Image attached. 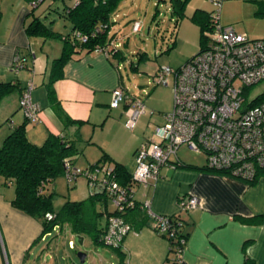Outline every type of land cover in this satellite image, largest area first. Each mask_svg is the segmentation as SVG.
I'll list each match as a JSON object with an SVG mask.
<instances>
[{
  "label": "crops",
  "instance_id": "0c3cea01",
  "mask_svg": "<svg viewBox=\"0 0 264 264\" xmlns=\"http://www.w3.org/2000/svg\"><path fill=\"white\" fill-rule=\"evenodd\" d=\"M53 2L51 0V4ZM56 2L60 3L55 10L59 16L63 9L74 6V0ZM125 5H129L128 0H123L110 18V33L115 34L114 37L110 35V41L116 47L120 40L116 34L121 28L118 21H138L127 17L130 11H121V6ZM197 9H192V14ZM29 13L30 6L25 0H0V83L12 86L0 98V146L11 132L10 126L2 125L12 120L17 127L25 121L18 103L26 82L32 81V99L40 105L41 112L38 123H27L25 126L28 141L40 146L49 134L65 135L70 140L79 138L82 142L77 148L85 160L77 166L79 162L75 159V167L85 169L95 164L102 154H107L109 159L105 163L108 166L114 167V163H119L132 177L136 167V150L143 142L157 139L153 133L149 135L143 131L140 120L143 116L151 118L155 115L154 111L152 114L146 111L139 117L133 129L136 134L126 140L117 136L118 132L126 130L125 106L111 109L109 104L113 89L120 85L127 89L121 73L125 58H121L122 54L116 57L91 52L71 59L63 66L61 77L53 83L55 102L64 116L82 122L65 126L50 105L47 93L51 64L60 56L62 42L28 37L24 27L31 19ZM33 16L40 15L33 13ZM71 31L72 26L67 34ZM238 33L248 37L249 34L260 36L252 39H264V30L255 27ZM16 56L25 59L24 68L18 73L11 70ZM162 66L166 65L148 67V76L152 78ZM147 127L151 128L152 124ZM197 167L200 169L162 167L158 178L146 185L135 184L132 180L127 185L135 188L134 199L138 203H150L153 214L177 215L183 220L187 234L183 252L185 264H245L246 261L264 264V219H259L264 216L262 173H258L255 184L251 185L227 174L210 171L205 165ZM77 183L86 186V190L72 193L68 197L70 201L84 200L90 194L85 180H78ZM181 197H195L200 205L195 210L180 211L178 200ZM13 198V185H3L0 180V264H31L41 243L43 227L38 220L16 210L11 205ZM102 207L100 205L99 209L103 210ZM105 211H114L108 199ZM106 223L107 215L103 214L101 226L105 227ZM149 225L148 220L146 225L137 229L132 227L133 231L126 235L120 248L121 264H169L171 256L167 240ZM111 251L119 257L116 251Z\"/></svg>",
  "mask_w": 264,
  "mask_h": 264
},
{
  "label": "built area",
  "instance_id": "2783aa9c",
  "mask_svg": "<svg viewBox=\"0 0 264 264\" xmlns=\"http://www.w3.org/2000/svg\"><path fill=\"white\" fill-rule=\"evenodd\" d=\"M206 1L213 10L204 48L178 68L159 67L152 77L156 85H171L172 109L162 116L163 123L154 127L157 141L143 142L136 150V167L131 177L135 184L146 185L155 180L162 167L177 168V150L181 145L204 154L210 171H224L242 181H251L259 172H264V102L246 107L253 98L244 94L245 88L264 81V39L249 38L233 26L220 23L222 4L228 0ZM30 6L35 7V3ZM140 30V23L135 22L132 31ZM95 52L108 55L101 49ZM24 61L16 56L11 70L21 71ZM33 89L32 81H27L18 106L24 120L36 124L40 121L41 108L32 99ZM121 105L125 106L124 126L133 130L139 117L146 113V107L120 85L112 90L109 107L115 109ZM7 123L11 128L14 126L12 120ZM64 168L68 186L83 177L90 189L102 186L112 202L116 215L107 218L101 237L104 246L122 247L124 238L133 229L121 214L138 205L156 234L176 241L170 264H185L183 252L187 239L178 234L182 227L180 218L153 214L148 201L138 203L134 199L135 188L120 186L114 178V167L105 162L80 169L66 159ZM199 205L195 197L178 200L180 211L195 210ZM45 217L48 221L54 219L51 213ZM69 244L73 246L72 242Z\"/></svg>",
  "mask_w": 264,
  "mask_h": 264
},
{
  "label": "trees",
  "instance_id": "16d2710c",
  "mask_svg": "<svg viewBox=\"0 0 264 264\" xmlns=\"http://www.w3.org/2000/svg\"><path fill=\"white\" fill-rule=\"evenodd\" d=\"M44 1L45 0H25L29 6L35 3V7L30 6L32 9H35ZM122 1L123 0H74L73 7L65 8L66 10L63 9L60 13L72 26L71 33L67 35L60 34L50 29L43 20H41L40 16H33L34 12L32 9L28 15L31 19L24 27L25 34L28 37H39L44 40L58 39L62 42L61 54L57 59H54L51 64L49 81L47 83V93L50 105L56 110L58 117L65 126L79 125L82 122L70 120L60 112L55 102L53 83L56 79L61 77L62 68L69 60L80 58L84 53H91L95 52L96 49H101L107 52L108 55L112 54V56L116 57L122 54L120 52L121 50L110 41V35L114 37V34L110 33V27L112 25L110 20L111 14L118 8ZM188 1L189 0H171V14L176 18L174 31L176 30L177 22L185 16V8ZM244 1L257 4L258 9L256 14L264 16V0ZM211 15L212 11L206 12L202 9H197L190 16L191 22L199 28V51L206 45V31L211 30ZM135 22H139L141 26L140 21ZM96 29H98V31H96ZM82 38H85V41H83ZM171 44L170 48H167L168 50L174 46L175 41L173 40ZM146 59L144 55L139 57V61H145ZM133 69L136 70V67ZM11 87L10 84L0 83V98L4 93L10 91ZM249 89H251V87L244 89L246 97L250 96ZM261 102H264V93L250 100L246 107H251ZM26 124L27 122L24 121L23 124L17 127L13 126L11 132L0 146V180L3 185H13L14 187V198L11 201V205L16 210L38 220L43 227L42 236L51 233L56 227L61 229L66 225L76 237L83 238V236H88L95 244L103 245L101 237L106 226H101V218L103 214H106L108 218L111 215H116V213L114 211L110 213L105 211L108 198L102 186L89 188L90 194L86 199L81 201H67L59 211L53 209V193L47 192V187L59 176L64 175V161L66 159L74 166L73 163L76 156L81 154V150H78L77 145L82 142V140L79 138L70 140L67 139L65 135L56 136L54 134H49L43 144L37 146L28 141L25 130ZM108 159L109 157L107 154H102L101 158L93 165L106 162ZM177 167L200 169L195 165L180 161ZM213 172L227 174L224 171ZM261 173V175L264 176V172ZM257 176L253 180L245 182L253 185L257 180ZM114 178L115 181L123 187H127V184L131 180L130 174L125 170V167L119 163H114ZM100 205L103 206V210L99 209ZM46 213L53 214L54 219L48 221L45 217ZM121 216L124 218L125 222L135 229L146 225L149 220L146 213L141 210L138 205L133 209H127ZM173 216L179 218L177 215ZM259 219H264V216ZM180 221L182 222V227L178 234L187 239V234L184 231V222L183 220ZM160 236L167 240L169 244V255L172 258V250H174L176 246V241L163 235ZM112 250L116 251L119 257H122L120 248ZM171 258L168 259L169 264ZM245 264H252V262L246 261Z\"/></svg>",
  "mask_w": 264,
  "mask_h": 264
},
{
  "label": "rangeland",
  "instance_id": "374dc122",
  "mask_svg": "<svg viewBox=\"0 0 264 264\" xmlns=\"http://www.w3.org/2000/svg\"><path fill=\"white\" fill-rule=\"evenodd\" d=\"M128 1L129 5L121 6V11H130L127 17L131 16L133 20L140 21L142 30L140 33H134L131 30L133 23L127 21L122 23V19L118 21L121 28L116 34L120 39L117 41V47L125 58L121 73L129 93L144 103L147 112H155L151 118L143 116L140 119L143 131L151 135L154 133V127L163 123L162 116L172 109V88L153 83L152 78L148 76L147 68L155 65L178 68L195 56L199 51V29L190 20L192 9L198 8L211 12L213 7L206 0H191L185 10V16L177 22L174 31L176 18L171 14V0ZM59 4L55 1L51 4V0H45L35 9L30 7V11L32 9L34 14L40 15L41 20L50 29L67 34L71 26L61 14L59 16L56 13L55 10L58 9ZM257 9L258 6L254 2L225 1L221 7L220 23L222 25L231 24L237 32H246V29L254 27L264 30V16L256 14ZM257 37L260 36L249 34V38ZM173 40L175 44L168 50ZM47 42H57V40L47 39ZM141 54L147 58L144 62L139 61V57L143 56ZM134 67H137L136 70L133 69ZM261 93H264V81L249 89L251 98ZM148 124H152V127H147ZM2 126L6 127L8 123L5 122ZM125 129L117 134L120 140H126L129 136L136 134V131ZM177 157L186 164L205 165L204 154L195 153L186 145L178 148ZM76 159L79 162L77 166L85 160L83 155L76 156ZM78 178V180H85L83 177ZM77 181L74 180L68 186L66 177L61 175L47 187V192L53 193L52 206L55 211H59L65 202L70 201L68 197L72 193L86 190V186L75 184ZM69 242L73 243L72 247L69 246ZM111 250L101 244H95L88 236H83V242L79 243L78 237L69 230L68 226L64 225L61 229L56 227L44 240H41L31 264H81L77 257L78 252L86 253L83 264H121L120 257H116Z\"/></svg>",
  "mask_w": 264,
  "mask_h": 264
},
{
  "label": "water",
  "instance_id": "95a60500",
  "mask_svg": "<svg viewBox=\"0 0 264 264\" xmlns=\"http://www.w3.org/2000/svg\"><path fill=\"white\" fill-rule=\"evenodd\" d=\"M79 243L83 242V238L82 237H78ZM78 260L81 264H83L85 262L86 259V253L84 252H78L77 254Z\"/></svg>",
  "mask_w": 264,
  "mask_h": 264
}]
</instances>
